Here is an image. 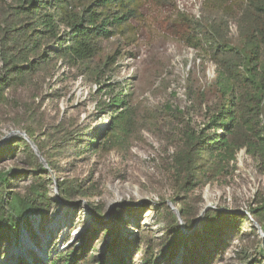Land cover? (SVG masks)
Here are the masks:
<instances>
[{
    "label": "rangeland",
    "instance_id": "rangeland-1",
    "mask_svg": "<svg viewBox=\"0 0 264 264\" xmlns=\"http://www.w3.org/2000/svg\"><path fill=\"white\" fill-rule=\"evenodd\" d=\"M250 1L145 0L129 28L104 40L101 53L88 64L64 66L59 61L47 76L5 93L0 104V152L5 151L0 154V173L8 175L11 191L25 194L33 185L34 164L26 148L18 144L6 149L30 128L34 137L27 138L38 151L36 144L43 141V153L53 164L46 170L52 208L45 220L30 215L18 229L11 228L1 243L0 264H18L19 258L30 262L34 255L43 258L49 251L78 247L81 239L105 227L113 231L104 238L96 235V250L91 248L89 254L108 256L114 249L116 260L128 259V242L138 240L140 228L163 250L155 252L162 264L171 251L166 242L175 241L178 253L169 264H181L191 243L180 238L199 233L207 214L215 212L245 218L232 229L237 237L217 264H264V239L255 226L262 220L254 215L264 204V168L259 160L239 150L213 176L209 166L198 169L197 186L184 191L176 170L187 138L213 134L208 130L211 117L228 99L219 91L217 66L198 31L205 25L201 30L208 39L222 35L229 45L242 48L253 27L264 29V18ZM14 4L15 0H0V8ZM258 42L264 48V38L258 37ZM1 67L2 61L0 76ZM239 71L247 74L243 61ZM120 92L129 93L135 114L127 131L117 136L115 149L103 154L67 152L64 138L74 133L75 125L85 138L109 127V100ZM261 119L264 127V114ZM13 132L18 133L9 136ZM67 182L87 189L89 196L63 202L59 185ZM205 209L198 228L186 234ZM182 216L192 223L190 229ZM172 217L180 234L168 232ZM132 257L134 264L141 263L138 251Z\"/></svg>",
    "mask_w": 264,
    "mask_h": 264
},
{
    "label": "trees",
    "instance_id": "trees-1",
    "mask_svg": "<svg viewBox=\"0 0 264 264\" xmlns=\"http://www.w3.org/2000/svg\"><path fill=\"white\" fill-rule=\"evenodd\" d=\"M143 1L145 0H15L13 6L1 7L0 61L3 75L0 76V104L4 102L6 92L24 88L34 80L47 76L59 61L64 66L91 62L101 53L104 40L129 28V21L136 17L137 9ZM249 6L264 18V0H251ZM197 24L200 27V23ZM252 24L257 25L255 21ZM62 26L64 31H61ZM204 26L200 27L198 33L205 38V47L209 50L207 54L217 66L219 91L224 97L227 95L228 99L225 106L211 117L208 130H213V134L203 133L187 138L185 150L180 155L176 168L177 178H180L179 189L182 191L197 186L198 169L209 166L208 174L213 176L221 163L229 165L236 152L242 149L257 158L264 168V127L261 126L264 114V48L258 42V37L264 38V29L253 27L250 37L246 38L242 48H238L229 45L222 35H219V39H208L206 30H201ZM218 30H221L220 26ZM52 44L57 48L53 50ZM242 61L247 65L245 75L239 71ZM128 97V92H120L110 98V125L90 138L80 134L75 125V134L71 133L64 138L67 152L91 154L92 151H100L103 154L115 149L117 136L127 131L135 114ZM24 131L33 139L34 132L30 128H25ZM18 144L26 148L33 161L35 181L25 194H21L19 191H11L8 175L0 173V248L1 243L10 236L11 228L18 229L30 215L45 220L52 208L49 183L46 180L47 171L27 142L22 138L13 140L6 149L10 150ZM36 145L48 166L53 168L52 162L43 153L46 148L44 142ZM59 194L65 203L71 198L76 200L89 196L87 189H78L69 182L59 185ZM254 212L257 219L262 220L257 222L264 233V204ZM182 219L190 229L192 223L184 216ZM244 219L222 212L208 213L199 233L196 232L187 239L184 235L180 238L191 243L181 256V264H217L237 237L232 229H236ZM119 221L123 222L120 217ZM112 231L111 227L95 229L92 234L79 241L78 247L55 254L49 251L43 258L34 255L30 257V262L19 258L18 264H134V250L140 254V264H162L155 255L161 247L153 243L151 237L140 228L137 229L138 240L128 242L129 248L126 250L129 260L125 257L116 260L114 249L108 256L89 254L91 248L92 252L96 250L93 238L96 235L104 238ZM168 232L170 235L180 232L176 219H172ZM166 244L171 247V251L168 253L169 260L164 263L169 264L178 253V245L175 241H167ZM3 250L0 249V252Z\"/></svg>",
    "mask_w": 264,
    "mask_h": 264
},
{
    "label": "water",
    "instance_id": "water-1",
    "mask_svg": "<svg viewBox=\"0 0 264 264\" xmlns=\"http://www.w3.org/2000/svg\"><path fill=\"white\" fill-rule=\"evenodd\" d=\"M17 133H18V132L10 133L9 136L12 135V134H17ZM20 135H21V137H22L24 140H26V141L29 143V145L31 146L33 152L35 153V155H36L37 158L39 159V161H40V163L42 164V166L44 167V169H45V170H48L49 168H48L47 163H46L45 160L42 158V156L40 155L39 151L37 150V148L35 147V145L33 144V142L27 138V136H26L25 133H20ZM9 136H8V137H9ZM206 209H207V208H206ZM206 209H205V210L203 211V213L200 215V217H199L198 220L196 221L194 227H193L192 229H190L189 231H187L186 234H191L192 232H194V231L198 228V226H199V224H200V222H201L202 216H203L204 212L206 211ZM86 210L89 212V209H88L87 207H86ZM91 217L94 219V216L91 215ZM177 217H178V222H179V224H180V227H181L182 231H184V224H183V222H181V219H180L179 214H177ZM255 226H256V228H257V230H258L260 236L264 239V233H263L261 227H260L258 224H255Z\"/></svg>",
    "mask_w": 264,
    "mask_h": 264
}]
</instances>
